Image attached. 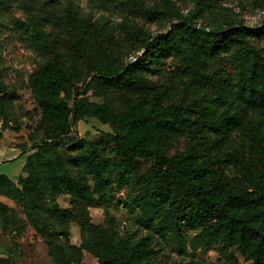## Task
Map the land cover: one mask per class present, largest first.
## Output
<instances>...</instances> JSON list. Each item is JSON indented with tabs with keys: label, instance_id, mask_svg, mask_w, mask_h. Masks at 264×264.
Wrapping results in <instances>:
<instances>
[{
	"label": "trees",
	"instance_id": "obj_1",
	"mask_svg": "<svg viewBox=\"0 0 264 264\" xmlns=\"http://www.w3.org/2000/svg\"><path fill=\"white\" fill-rule=\"evenodd\" d=\"M196 2L198 11L161 39H153L142 30L133 31L144 52L135 62L113 71H108L103 60L99 30L82 19L81 38L74 41V47L87 59V74L91 78L88 81L68 71L41 24L32 19H11L16 35H23L46 49L50 58L40 62L28 80L26 72L0 66L2 129H20L21 116L16 111V101L19 92L30 87L39 111L57 122L58 131L45 132L40 140L37 134L40 128L29 133V141L34 142L35 147L29 153L23 174L18 181L0 175V197L24 204L26 219L47 244L49 255L57 264H80L85 253L95 257L99 264H164L152 250L144 251L140 243L122 236L114 221L106 224L91 221L90 209L101 207V203L112 197L113 176L121 179L132 176L139 171L141 160L151 162L153 179V185L138 200L146 218H159L164 230H173L182 221L196 224L204 238L223 242L229 263L239 262L241 256L244 261L264 264V140L258 142L255 157H250L234 145L233 137L234 132L246 131L247 122L236 115L220 113L216 105L201 111L202 116L217 119L214 133L219 148L215 157L219 161L231 160L247 181V186L238 188L228 176L207 178L200 156L192 146L169 155L167 142L196 123L191 120L186 105L180 110L165 109L144 100L118 112L101 93H94L90 100L83 97L90 90L103 92L118 88L133 94L157 90L149 74L155 73L164 57L183 53L200 42L207 59L227 53L235 67V82L226 80L217 101L226 104L235 97L250 108H264V54L249 39L263 37L264 29H252L228 17L224 22L220 20L201 27L196 19L202 11L216 15L224 8L221 0ZM4 5L5 1L0 0V8ZM5 40L0 43L2 46ZM2 70H12L18 82L7 83ZM77 83L82 84L77 87ZM84 118H95L115 127L110 139L116 159L102 162L97 147L91 144L87 156L73 160L79 165L81 175L68 165L60 149L69 144L83 145L84 141L73 134V123ZM226 145L231 151H221L220 146ZM19 148L28 152L26 144ZM88 176L92 177L94 187L89 184ZM182 190L192 198L191 209L183 218L175 216L181 213L179 192ZM61 195L70 196L81 212V245L67 242L74 215L71 208L59 207ZM0 221L5 234L11 229L18 233L23 227L16 209L4 201H0ZM59 239L64 242L58 243ZM13 254L1 258L0 264H13Z\"/></svg>",
	"mask_w": 264,
	"mask_h": 264
},
{
	"label": "rangeland",
	"instance_id": "obj_2",
	"mask_svg": "<svg viewBox=\"0 0 264 264\" xmlns=\"http://www.w3.org/2000/svg\"><path fill=\"white\" fill-rule=\"evenodd\" d=\"M0 8V43L6 38L4 45L0 44V66L20 69L27 73L26 80L38 68L39 63L50 58L48 51L25 36H17L12 30L11 19L21 18L23 21L35 20L47 32L48 39L55 45L62 62L68 71L76 78H91L87 74V59L74 47V41L81 38L82 19H86L100 32L104 62L108 71L118 70L129 62H135L144 52L133 31L147 32L153 39H161L170 33L174 26L185 23L198 10L196 0H4ZM223 10L218 14L203 12L196 23L203 27L213 25L217 21L224 22L226 17L239 20L252 29H264V0H221ZM224 14L225 17H224ZM225 25V24H224ZM253 45L260 48L264 54V36H251ZM44 56V57H42ZM9 84L18 82L12 70H2ZM235 67L227 53L207 59L197 42L194 47L183 53L166 55L162 65L155 73L149 74L151 82L157 90L145 94H133L123 89H108L106 91L90 90L83 97L93 99L94 93L105 96L118 112L126 110L131 104L147 100L155 102L157 107L180 110L187 106L191 120L196 123L169 140L168 153H181L194 147L201 164L205 167L207 178L228 176L238 188L247 186L242 173L238 172L231 160L219 161L215 152L219 148L218 137L214 133L217 119L213 116H202V109L213 105L220 113L236 115L247 122L246 131L234 132V145L242 149L248 156L255 157L258 142L264 140V108H250L234 96L223 104L217 98L223 94L226 80L235 82ZM82 83H77V87ZM84 91V86L80 89ZM162 92V94H160ZM160 97L157 98V96ZM16 111L21 116L20 129L9 130V140L19 148L27 145V153L32 152L34 142L29 141V133L39 129V140L45 132L58 131L57 122L39 111L37 102L30 87L19 92L16 101ZM13 124V122H12ZM42 126V127H41ZM74 135L82 139V146L72 144L61 147L60 152L68 165L83 174L79 165L73 160H81L88 154V147H97L102 162H112L116 159L115 148L110 135L115 133V127L102 124L95 118H84L73 123ZM221 151L230 150L229 146H220ZM19 150H21L19 148ZM18 164L11 168H17ZM151 162L141 160L140 169L128 178L113 176L111 199L101 203V207L90 209L91 221L94 224H106L114 221L119 233L141 244L144 251L152 250L158 260L164 264H231L227 261L228 250L221 240H208L200 233V228L193 223L179 222L173 230H164L160 219L146 218L138 205L140 196L153 185L151 177ZM89 184L94 187L91 176ZM97 196H99L96 193ZM181 213L176 217L183 218L189 213L192 198L184 190L179 192ZM16 209L23 227L3 233L0 221V259L13 254V264H57L49 255V248L34 231L26 219L24 204L21 201H7ZM58 205L62 209L71 208L74 221L69 226L67 242L71 245H81L82 231L79 220L81 212L68 195L58 197ZM13 228V227H12ZM59 239L58 243H63ZM234 264H253L244 261L239 256ZM80 264H99L92 255L85 253Z\"/></svg>",
	"mask_w": 264,
	"mask_h": 264
},
{
	"label": "crops",
	"instance_id": "obj_3",
	"mask_svg": "<svg viewBox=\"0 0 264 264\" xmlns=\"http://www.w3.org/2000/svg\"><path fill=\"white\" fill-rule=\"evenodd\" d=\"M9 137V131H3L2 129V119L0 118V175H7L13 181H18L23 174L29 153H24L13 146ZM15 164H18L17 168H11ZM0 201L8 204L7 201L10 200L0 197Z\"/></svg>",
	"mask_w": 264,
	"mask_h": 264
}]
</instances>
